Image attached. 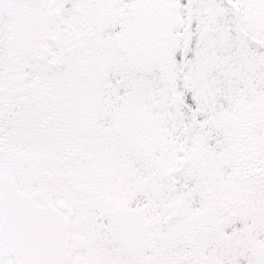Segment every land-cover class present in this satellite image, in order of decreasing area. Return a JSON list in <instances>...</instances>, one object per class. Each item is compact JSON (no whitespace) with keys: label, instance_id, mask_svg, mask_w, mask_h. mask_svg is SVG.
<instances>
[{"label":"snow or ice","instance_id":"obj_1","mask_svg":"<svg viewBox=\"0 0 264 264\" xmlns=\"http://www.w3.org/2000/svg\"><path fill=\"white\" fill-rule=\"evenodd\" d=\"M0 264H264V0H0Z\"/></svg>","mask_w":264,"mask_h":264}]
</instances>
